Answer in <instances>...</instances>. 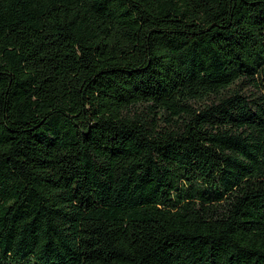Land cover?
Wrapping results in <instances>:
<instances>
[{"label":"trees","instance_id":"1","mask_svg":"<svg viewBox=\"0 0 264 264\" xmlns=\"http://www.w3.org/2000/svg\"><path fill=\"white\" fill-rule=\"evenodd\" d=\"M0 264H264V0H0Z\"/></svg>","mask_w":264,"mask_h":264}]
</instances>
